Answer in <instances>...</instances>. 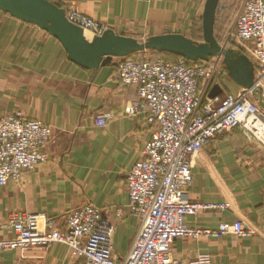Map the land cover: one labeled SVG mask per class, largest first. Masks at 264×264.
Segmentation results:
<instances>
[{
    "label": "crops",
    "instance_id": "1",
    "mask_svg": "<svg viewBox=\"0 0 264 264\" xmlns=\"http://www.w3.org/2000/svg\"><path fill=\"white\" fill-rule=\"evenodd\" d=\"M70 2L116 33L143 39L165 33L191 37L205 0ZM117 62L114 58L105 66L85 69L68 58L62 43L49 32L0 11V113L21 110L53 130L46 147L49 161L0 186V216L28 211L52 218L65 229L69 210L92 203L106 210L115 225L114 256L119 262L132 247L139 220L128 210L117 218L115 210L128 204L127 173L142 159L157 124L149 123L143 113L124 114L126 104L138 94L136 86L114 79ZM215 84L223 89L220 94L244 89L227 71ZM103 114L110 118L100 126L96 118ZM193 173L184 199L229 206L201 209L187 216L186 224L206 230L242 218L258 234L178 238L172 245L174 256L190 261L209 254L212 264H264V146L249 142L239 129L221 133L202 148ZM78 261L61 243L0 251V264Z\"/></svg>",
    "mask_w": 264,
    "mask_h": 264
},
{
    "label": "built area",
    "instance_id": "2",
    "mask_svg": "<svg viewBox=\"0 0 264 264\" xmlns=\"http://www.w3.org/2000/svg\"><path fill=\"white\" fill-rule=\"evenodd\" d=\"M65 10L69 22L82 28L90 39L102 35L109 26L73 5L70 0H49ZM230 41L225 48L247 52L255 62L256 82L264 81V0H240ZM229 43V45H228ZM226 72L223 57L207 61H167L161 57L118 58L114 79L136 86L138 99L126 104L124 114L143 113L156 123L146 142L143 157L127 173L129 201L115 210H126L139 220V230L127 256L117 262L113 238L115 225L107 211L92 203L66 214V228L52 218L28 211H12L0 216V251L27 250L61 243L78 264H212V256L199 254L192 260L174 256L172 245L178 238L225 235L256 236L257 229L238 218L224 221L215 229L201 230L186 224V217L201 209L228 208V204L193 202L183 198L194 179L196 158L219 134L239 129L249 142L264 146V109L251 99L252 92L210 97L216 79ZM110 114L96 118L105 126ZM52 127L21 110L0 113V186L18 181L28 171L49 161L47 144Z\"/></svg>",
    "mask_w": 264,
    "mask_h": 264
},
{
    "label": "water",
    "instance_id": "3",
    "mask_svg": "<svg viewBox=\"0 0 264 264\" xmlns=\"http://www.w3.org/2000/svg\"><path fill=\"white\" fill-rule=\"evenodd\" d=\"M219 2L205 0L202 42L180 33L159 34L140 40L118 34L112 29L88 40L82 28L68 21L65 10L49 0H0V11L49 32L62 43L68 58L85 69L99 68L111 63L114 58L149 50L175 54L195 62L221 56L229 77L255 94L264 107V89L257 85L252 60L241 51L225 48L216 39L214 27ZM222 91L219 84H215L209 96L213 98Z\"/></svg>",
    "mask_w": 264,
    "mask_h": 264
},
{
    "label": "trees",
    "instance_id": "4",
    "mask_svg": "<svg viewBox=\"0 0 264 264\" xmlns=\"http://www.w3.org/2000/svg\"><path fill=\"white\" fill-rule=\"evenodd\" d=\"M232 0H220L219 6L217 9V15H216V22L214 27V33L216 36V39L220 44H223L226 40V35L228 33V30L230 29V20L232 15ZM202 13L203 8L201 9V15L193 22L192 25V34L191 38L196 42H202L203 41V27H202ZM233 46V42H231ZM242 53L246 54L249 58L252 59V57L244 51H241ZM140 54H146L150 56L152 59L161 57L167 61H178L180 56L167 53V52H155V51H144L135 53L132 55H129V58H138L140 57Z\"/></svg>",
    "mask_w": 264,
    "mask_h": 264
},
{
    "label": "rangeland",
    "instance_id": "5",
    "mask_svg": "<svg viewBox=\"0 0 264 264\" xmlns=\"http://www.w3.org/2000/svg\"><path fill=\"white\" fill-rule=\"evenodd\" d=\"M239 2H240V0H232V8H233V10H232V15H231V20H230V29L228 30V33H227V35H226V40H225V42H227V40H229L230 42V45H232V43L231 42H233V46L235 45V43H236V40H235V37H233V36H230V32L232 31V29H233V26H234V22H235V10L237 11V7L239 6ZM199 17V15L198 16H196L195 18H194V21L197 19ZM146 38H143V39H140V40H145ZM229 43H228V45H229ZM140 57H142V54H140ZM251 59V58H250ZM262 84H264V81L262 82ZM251 99L252 100H254L255 102H259L258 101V99H257V97H255L253 94H252V96H251Z\"/></svg>",
    "mask_w": 264,
    "mask_h": 264
},
{
    "label": "bare ground",
    "instance_id": "6",
    "mask_svg": "<svg viewBox=\"0 0 264 264\" xmlns=\"http://www.w3.org/2000/svg\"><path fill=\"white\" fill-rule=\"evenodd\" d=\"M262 82H263V81H261V82H260V86H262V87H263V89H264V84H262Z\"/></svg>",
    "mask_w": 264,
    "mask_h": 264
}]
</instances>
